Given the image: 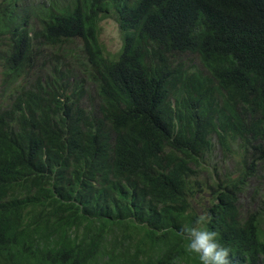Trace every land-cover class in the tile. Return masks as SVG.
<instances>
[{
  "label": "trees",
  "instance_id": "16d2710c",
  "mask_svg": "<svg viewBox=\"0 0 264 264\" xmlns=\"http://www.w3.org/2000/svg\"><path fill=\"white\" fill-rule=\"evenodd\" d=\"M0 68V264H200L203 213L264 264V0H0Z\"/></svg>",
  "mask_w": 264,
  "mask_h": 264
},
{
  "label": "rangeland",
  "instance_id": "374dc122",
  "mask_svg": "<svg viewBox=\"0 0 264 264\" xmlns=\"http://www.w3.org/2000/svg\"><path fill=\"white\" fill-rule=\"evenodd\" d=\"M100 31H99V40L104 46L105 51H107L110 55L117 53L124 43V35L120 29L119 23L115 18V15H109L104 17L100 21ZM187 60L192 61L197 67H202L198 56L196 54H187L184 55ZM204 73H207L206 70L202 69ZM1 79L2 73L0 68V91H1ZM214 148L212 151V156L210 161L214 164H217L218 171L220 175H223V171L225 169L233 170V164L238 159L237 154L234 153H223L216 136H213ZM235 150H238L236 145L234 146ZM258 175L251 178L249 181V185L246 187V191L241 195V202L243 205L248 206L250 209H254L256 207H261L264 203V162L261 165L258 163ZM259 173L261 175H259ZM258 190V192L255 191ZM261 192L263 193V197L260 196ZM244 206V207H245ZM264 210V208H263ZM263 221L261 223V227L264 230V215ZM263 232V231H262Z\"/></svg>",
  "mask_w": 264,
  "mask_h": 264
},
{
  "label": "clouds",
  "instance_id": "9594fccd",
  "mask_svg": "<svg viewBox=\"0 0 264 264\" xmlns=\"http://www.w3.org/2000/svg\"><path fill=\"white\" fill-rule=\"evenodd\" d=\"M211 221L207 213L199 214L188 225H181L180 231L185 234V248L200 264H231V250L220 243L217 232L206 225Z\"/></svg>",
  "mask_w": 264,
  "mask_h": 264
}]
</instances>
